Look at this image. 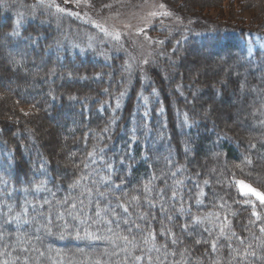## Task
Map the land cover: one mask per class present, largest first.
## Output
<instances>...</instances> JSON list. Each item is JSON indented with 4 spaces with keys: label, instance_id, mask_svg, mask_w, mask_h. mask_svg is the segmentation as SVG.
<instances>
[{
    "label": "trees",
    "instance_id": "trees-1",
    "mask_svg": "<svg viewBox=\"0 0 264 264\" xmlns=\"http://www.w3.org/2000/svg\"><path fill=\"white\" fill-rule=\"evenodd\" d=\"M36 1L0 0V179L7 180V184H0V231L16 232L14 224H3L5 214H9L8 205L13 206L10 214L15 215L22 211L25 201L37 203L39 210V204L48 199L52 201V234L43 229L36 231L40 224L46 223L44 217H37L31 225L20 229L28 243L16 245L15 236L0 241V253H11L0 255V261L20 256L21 262L17 264H22L23 257L28 256L29 264H97V261L115 264L119 256L112 255L116 250L114 245L107 241L75 239V234L78 230L82 237L86 231L110 235L105 228L119 232L127 226L93 224L96 217L92 208L79 205L77 211L81 212V218L84 214L91 218L87 223L80 224L67 215L64 220L55 219L57 209L70 210L68 205L56 204L68 194V184L82 172L89 174L93 168H102L100 161L89 169L83 168L84 162L90 163L87 153L94 145L98 146L97 151L108 146L105 159L116 165L113 179L117 184L120 177L125 178V191L139 188L152 173L160 177L155 181L157 188H164L166 183L172 185L176 179L183 180L184 203L192 205L193 214L218 212L221 220L228 215L232 230L245 238L243 245L233 238V248L243 249L251 244L258 256H264V247H258L264 241V233L257 224L249 223L255 219L250 209L236 189L229 188L235 173L236 178L264 192V125L260 123L264 121V0H245L251 10L249 22L236 18V14L229 21L209 19L202 4L193 6L186 0H166L190 25L168 37L166 58L136 74L132 68L126 70L132 64L122 54L108 56L86 48L79 41L78 22ZM16 19L22 22L19 26ZM13 30L20 35H6ZM161 33L166 35L164 30ZM199 61L207 62L214 69H205L193 76L190 67ZM184 62L188 63V69ZM146 78L149 81L145 82ZM241 85H244L243 92ZM121 92L123 96L119 95ZM5 101L9 106L1 107ZM226 103L232 109H244L243 115L233 114L229 118L230 124L219 117L221 106ZM185 114L190 121H195L191 127L184 124ZM236 117L239 122L235 121ZM113 118L115 123L110 124ZM105 127L110 128L108 133L101 131ZM133 128L137 129L136 141L131 139ZM53 133L57 142L52 138ZM249 143H255L257 149L250 151ZM186 145L190 147L187 153ZM125 155L129 158L121 165L120 159ZM245 155L253 160L252 166L244 167V172L251 175L241 174L234 167L241 164ZM44 161L48 163L41 167ZM129 164L130 169L126 167ZM180 165L184 166L183 170L173 177L171 173ZM204 180L210 183L204 185ZM41 181L46 182V190L37 192L33 185ZM84 183L92 186L91 181ZM197 183L206 194L202 205L194 203ZM25 188L29 189L27 193L23 191ZM79 191L72 190L71 195L77 197ZM115 195L122 194L117 191ZM79 198L88 204L85 197ZM153 198H156L155 191ZM234 200L241 202L234 203ZM222 203H225L223 208ZM173 204L179 207V202L168 205L174 216L172 221L158 207L149 209L141 205L142 211L155 213L152 227L157 233L163 224L178 238V243L173 245L169 237L157 235V245L166 244L167 249L150 254L163 259L167 251L165 264H214V261L228 264L231 249L226 247L228 242L223 238L215 253L206 251L209 245L195 243L197 239L211 240L218 229L209 236L203 231L204 225H193L189 229L192 235H188L179 225L190 220L175 213ZM27 208L28 216H34L31 204ZM43 211H49V206ZM131 219L136 220L135 214ZM133 234L139 238L135 229ZM5 243L9 245L7 248ZM21 247L30 251L22 253ZM173 252L175 256L171 255ZM251 264H264V260L252 258Z\"/></svg>",
    "mask_w": 264,
    "mask_h": 264
},
{
    "label": "snow or ice",
    "instance_id": "snow-or-ice-1",
    "mask_svg": "<svg viewBox=\"0 0 264 264\" xmlns=\"http://www.w3.org/2000/svg\"><path fill=\"white\" fill-rule=\"evenodd\" d=\"M76 2L79 3L80 0H76ZM39 3L41 6H47L49 8L54 7L56 9V12L58 13H64L66 11L64 8H61L58 4H56L55 0H48L47 4H45V0H39ZM159 8L162 11H153L149 13V16L155 19L161 17L167 18L173 15L171 11L167 10L164 4H160ZM68 14L78 15V13ZM153 19H149L144 28L137 29V32L144 34L145 38L149 41H151L152 38L147 36L145 29L149 25L153 24ZM177 20H179L178 17ZM20 24L21 20H17L16 25L19 26ZM160 25L161 27H166L163 19H160ZM96 27L100 28V31L102 33L107 36H110L113 40L117 42L120 41L121 33L119 31L109 32L106 28L98 24L96 25ZM6 35L17 37L20 35V33L17 30H13L12 32L7 33ZM156 42L161 45L164 43L163 40H158ZM176 43L178 44L179 41H177ZM89 47H91V45H89ZM16 63L20 62L17 61ZM144 63H148V61L145 60ZM126 70L130 71L131 65H127ZM155 91L156 90L153 89L154 94ZM241 91H244V85H241ZM119 95L123 96L124 93L121 92ZM146 99L147 98H145V100ZM116 106L117 108L119 107V101H117ZM262 107H264V103H262ZM256 111L260 110L256 109ZM145 116H147V113H145ZM114 123L115 118L110 121V124ZM193 123H195V121H190L187 117V114H185V126L191 127ZM260 123L264 125V121H260ZM136 130V128L132 129L131 139L133 141L138 140V137L135 135ZM101 131L103 133H108L110 131V128L105 127ZM108 138L111 139L110 136ZM100 139H103V136H101ZM107 147V145H104V147H99V150L97 151L98 146L94 145L92 151H89L87 153V158L90 159V163L84 162L83 168L89 169L91 168V165L97 164L98 161L102 162V168L99 170L93 168L89 174H83L82 172L80 176L76 177L70 184H68V194L63 199L57 200L56 204L60 207L68 205L70 210L66 209L65 211H59V209H57L55 212V219L64 220L65 215H67L72 217L73 220H78L80 224L87 223V220L91 218L87 217L86 214H84V218H81V212L77 211L79 205L80 208H92L96 217V219L92 220L93 224L103 223L105 225H111L115 223L117 225V228H119L121 224L127 227L126 229H123L119 232H114L111 227L105 228V231L107 233H110V235H98L95 232L86 231L83 237L77 230L75 234V239L86 238L93 241H107L108 243L114 245L116 250L113 251L112 255L119 256V259L115 262V264H165V260H167L168 256L167 251H165L163 259H161L160 256L153 257L150 254L153 251L159 253L161 249H167L166 244H160L159 246L157 245V235L169 237L173 245L178 243V238L170 228L164 227L162 222L160 231L159 233H157L156 229L152 227V221L156 219L155 213L150 211H142L141 205L144 204L149 209H157L158 207L159 212L162 215L166 216L169 221H172L174 219V216L170 211L168 205L172 202H179V207H175L174 204L173 207L175 213H179L181 216H185L190 220V223H184L179 225L183 231L188 233V235H192L189 229L193 225H204L205 227L203 228V231L207 232L209 236H212V233L218 229V231H216L215 237L211 240H195L196 244L209 245V249H206V251L210 250L212 253L217 252L218 248L221 246L219 242L221 238H223L225 241L228 242L226 244V247L231 249L229 253L230 260L228 264H233V262H236V264H251L252 258H259L264 260V256H258V253L252 248L251 244H248L243 249L239 247L233 248L231 243L233 238L239 241V244L241 245L245 244V238L239 236L234 230H232L231 220H229L228 215H224L223 219L221 220V214L218 212H207L203 215L193 214L191 211L192 205H186L184 203V198L182 195V186L184 184L183 180L176 179L174 180L172 185H167L166 183L164 188H157L155 181L160 177H157L155 173H152L146 181L141 183L139 188L133 189L132 192L125 191V178L120 177L119 184H117L113 179V176L117 172V168L114 162L105 159L104 152ZM248 148L251 151L257 149V146L255 143H249ZM188 151H190V147L186 145L185 152L187 153ZM128 152L130 154V149L128 150ZM72 155L75 154L73 153ZM215 155L219 156L221 154L216 153ZM128 158L129 155L122 156L120 159V164L124 165L126 159ZM131 158L134 159V157ZM46 163L48 162L44 161L41 164V167H44ZM168 163L171 164L172 161L169 159ZM252 165L253 160L251 156L245 155L241 164H237L234 167L239 169L241 174L251 175V173L244 172V167ZM74 167H79V165H74ZM126 167L130 169L131 165H126ZM183 168V165L178 166L176 168V171H173L171 175L175 177L177 175V172L182 171ZM102 172H104L105 174H101ZM257 179L260 178L257 177ZM86 181H91L92 186H89L87 183H84ZM209 183L210 181L208 180L203 181L204 185H207ZM0 184H7V180L0 179ZM33 187L34 190L37 192L46 190V182L41 181L39 184L33 185ZM101 187L104 188L103 191L100 190ZM196 187L198 189V192L196 193L194 203L196 205H202L204 203L203 197L206 194L201 184L197 183ZM229 188H235L236 191L240 194V196L244 197L242 202L251 207V217L255 218L254 220L250 219L249 223L257 224L259 231L261 233H264V194L259 192L256 188H253L251 185L246 184L245 181L236 179L235 173L232 174V179L229 183ZM77 189L80 190L79 196H72V190ZM169 189L171 193L170 195H168ZM23 191L27 193L29 189L25 188L23 189ZM117 191L121 192L122 195L116 196L115 192ZM154 191L156 192V198H153ZM55 195V193H52L53 197H55ZM79 197H85L88 200V204L86 205L84 199H80ZM109 197H112V199H109ZM252 197H255V199H252ZM220 199L223 200V197H221ZM233 202L239 203L241 201L234 200ZM225 203L220 204V207L223 208L225 206ZM29 204H31L32 209L35 212V215L31 217L28 216L27 205ZM46 205L49 206V211L47 212L43 211ZM257 206H259L261 211H257ZM7 207L9 209V214H5L3 224H14L16 226V232L9 233L6 231H0V241H6L7 238L15 236L16 245H20L22 242L28 243L29 241L24 239L26 234L21 233L20 229L24 225H31L33 220H35L37 217H44L46 223L40 224L36 231L43 229L47 234H52L51 225L53 224V212L51 200L44 199L43 203L39 204V210L37 209V203H33L32 201H25V206L22 208V211L16 213L15 215L10 214L13 206L8 205ZM134 214L136 216V220L141 221V223H137L136 220L131 219ZM231 215L234 216L235 213H231ZM89 227L91 226L89 225ZM133 229H135L136 232L140 234L139 238L135 234H133ZM97 231H99V229ZM125 231L127 234H125ZM59 238L64 239V236L60 235ZM37 239H39V237H37ZM8 246L9 245L5 243L4 247L7 248ZM258 247H264V241H262L261 245H258ZM20 251L22 253H26L30 251V249L27 247H21ZM137 251H139V254H136ZM120 253H123L124 255L120 256ZM0 255L9 256L11 255V253L5 251L0 253ZM43 255L44 253L41 252L40 256ZM171 255L175 256L176 254L173 252L171 253ZM17 262H21L20 256L13 257L12 260L4 259L3 261H0V264H17ZM22 264H29L28 256L23 257ZM97 264H100V262L97 261ZM176 264H179V262H176ZM214 264H219V261H214Z\"/></svg>",
    "mask_w": 264,
    "mask_h": 264
},
{
    "label": "rangeland",
    "instance_id": "rangeland-1",
    "mask_svg": "<svg viewBox=\"0 0 264 264\" xmlns=\"http://www.w3.org/2000/svg\"><path fill=\"white\" fill-rule=\"evenodd\" d=\"M36 2L40 4L39 0ZM186 2L193 6L202 4L203 12L209 19L229 21L230 17L236 14V18L243 19L246 22L251 21V10L245 5V0H221L220 3L218 0H186ZM47 3L48 0H45V4ZM55 3L66 10L64 13H59L60 15L70 17L80 24L81 34L79 36V41L84 44L86 48L97 49L102 55L122 54L127 62L132 64L131 68L134 74H136V72L141 73L142 70L144 71L148 66H153L156 62L160 61L161 58H166L167 56L164 55L168 50L166 45L168 37L177 33L179 29L184 28L183 26L187 27V25H190L184 17H181L177 8L169 4L166 0H80L79 3H77L76 0H55ZM217 3H219V5H217ZM160 4H164L167 10L171 11L173 15L167 18H151L149 13L153 11H162L159 8ZM43 7L46 8L47 6ZM34 9H36V7ZM49 9L58 13L54 7ZM68 13H78V15H69ZM177 17L179 20H177ZM149 19H153V24L149 25L145 30L147 36L152 38L151 41L146 39L144 34L137 32L138 28L145 27ZM160 19L164 20L166 27H161ZM97 24L106 28L109 32L119 31L121 33L120 41L117 42L110 36L102 33L100 28L96 27ZM163 30L166 31V35L161 33ZM158 40H163L164 43L162 45L158 44L156 42ZM89 45H91V47H89ZM145 60H147L148 63H144ZM184 65L187 69L189 68L188 63L184 62ZM212 68L210 64L204 61H199L198 64H193L192 67H190L194 72L193 76L196 72ZM144 76L147 75L145 74ZM144 81L146 82L149 80L146 78ZM7 105L9 106L5 101L2 103L1 107ZM243 113L244 109L242 107L232 109L231 106L226 103L221 106L219 117L221 120L227 121L226 123H228L229 118H231L233 114L240 116L243 115ZM235 121L239 122L237 117ZM51 135L54 142H57L56 134L53 133ZM236 179L245 181L246 184L251 185L264 194L259 187L252 185V183L242 178ZM242 199H244V197H242ZM252 199H255V197H252ZM246 206L251 212V207L249 205ZM257 211H261L259 206H257Z\"/></svg>",
    "mask_w": 264,
    "mask_h": 264
},
{
    "label": "bare ground",
    "instance_id": "bare-ground-1",
    "mask_svg": "<svg viewBox=\"0 0 264 264\" xmlns=\"http://www.w3.org/2000/svg\"><path fill=\"white\" fill-rule=\"evenodd\" d=\"M7 14V13H6ZM17 20V19H16ZM19 20V19H18ZM22 23V22H21ZM27 23V22H26ZM42 26V25H41ZM23 28V27H22ZM27 30V29H26ZM46 30V29H45ZM24 32V31H23ZM46 32V31H45ZM48 32V31H47ZM63 32V31H62ZM189 32V31H188ZM47 36V35H46ZM188 36V35H187ZM193 40V39H192ZM181 47V46H180ZM200 52V51H199ZM209 53V52H208ZM183 58V57H182ZM227 59V58H226ZM183 60V59H182ZM190 60V59H189ZM193 61V60H192ZM190 64V63H189ZM214 69V68H213ZM53 77V76H52ZM134 80V79H133ZM153 83V82H152ZM217 85V84H216ZM211 86V85H210ZM130 88V87H129ZM222 88V87H221ZM144 89V88H143ZM219 89V88H218ZM198 95V94H197ZM189 96V95H188ZM58 99V98H57ZM130 100V99H129ZM128 100V101H129ZM194 105V104H193ZM125 108V107H124ZM201 129V128H200Z\"/></svg>",
    "mask_w": 264,
    "mask_h": 264
}]
</instances>
